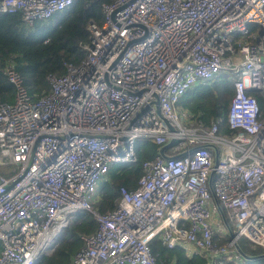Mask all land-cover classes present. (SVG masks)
Instances as JSON below:
<instances>
[{
	"label": "built area",
	"instance_id": "obj_1",
	"mask_svg": "<svg viewBox=\"0 0 264 264\" xmlns=\"http://www.w3.org/2000/svg\"><path fill=\"white\" fill-rule=\"evenodd\" d=\"M72 2L0 0V11L32 22ZM102 10L101 23H87L85 56L49 73L47 93L33 98L7 69L15 92L0 102V264H35L81 210L97 227L57 264H159L155 238L204 253L206 264H244L239 238L264 247V0H111ZM221 72L234 88L223 132L222 116L205 122L177 103ZM140 138L171 144L98 212L99 182L113 162L135 160ZM214 235L228 239L216 245Z\"/></svg>",
	"mask_w": 264,
	"mask_h": 264
},
{
	"label": "trees",
	"instance_id": "obj_2",
	"mask_svg": "<svg viewBox=\"0 0 264 264\" xmlns=\"http://www.w3.org/2000/svg\"><path fill=\"white\" fill-rule=\"evenodd\" d=\"M111 0H73L68 7L48 17L36 18L32 22L23 19L20 11H0V102L14 99L15 86L8 79L7 69L12 67L21 77L23 85L33 98L47 93L50 84L49 73L63 74L66 64H77L85 56L83 43L88 40L87 23L94 20L101 23L103 3ZM233 82L224 72L212 80L198 83L186 90L178 104L194 116L209 122L222 116L220 131H227L226 114L233 94ZM262 106L263 98L253 92ZM159 145L150 139H137L134 145L135 160L113 162L104 178L99 182V191L92 205L100 213L116 206L120 199V187L134 188L142 174V162L153 158ZM97 227L93 213L79 211L63 230L61 239L50 253L43 254L35 264H57L69 261L82 246L81 234L92 232ZM227 237L214 235L216 245L224 244ZM240 249L248 255L264 253V247L239 238ZM159 264H206L204 253L188 255L184 246L168 247L155 238L151 242ZM250 264H264V256L246 260Z\"/></svg>",
	"mask_w": 264,
	"mask_h": 264
},
{
	"label": "water",
	"instance_id": "obj_3",
	"mask_svg": "<svg viewBox=\"0 0 264 264\" xmlns=\"http://www.w3.org/2000/svg\"><path fill=\"white\" fill-rule=\"evenodd\" d=\"M170 144H171V142H168V143H165V144L159 146V152H160L162 155H165L164 150H165V148H167ZM229 236H231V237L233 236V232H232L231 230L229 231ZM241 252H242V254H243V256H244V258H245L246 260L256 259V258H259V257L264 256V253H262V254H258V255H248V254L244 253L242 250H241ZM42 255H43V254H42ZM42 255H40V256L36 259V261H37Z\"/></svg>",
	"mask_w": 264,
	"mask_h": 264
},
{
	"label": "rangeland",
	"instance_id": "obj_4",
	"mask_svg": "<svg viewBox=\"0 0 264 264\" xmlns=\"http://www.w3.org/2000/svg\"><path fill=\"white\" fill-rule=\"evenodd\" d=\"M167 151H169V152H173L174 150H170V149H167ZM219 218H220V214H219V212H215L214 214H213V216H212V225H213V227L215 228L216 227V225H217V223H218V221H219ZM222 236V235H221ZM223 237H227L228 238V235H224ZM188 248L190 249V250H192V251H195V250H197V249H199L196 245H194L193 243H189L188 244ZM244 264H250V262H246L245 260H244Z\"/></svg>",
	"mask_w": 264,
	"mask_h": 264
},
{
	"label": "clouds",
	"instance_id": "obj_5",
	"mask_svg": "<svg viewBox=\"0 0 264 264\" xmlns=\"http://www.w3.org/2000/svg\"><path fill=\"white\" fill-rule=\"evenodd\" d=\"M36 262H37V261H36ZM36 262H35V263H36Z\"/></svg>",
	"mask_w": 264,
	"mask_h": 264
}]
</instances>
